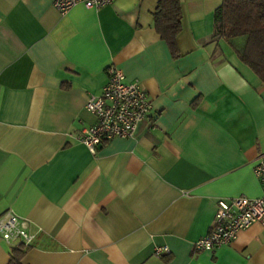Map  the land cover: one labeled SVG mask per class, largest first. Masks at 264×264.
Wrapping results in <instances>:
<instances>
[{"label":"crops","instance_id":"0c3cea01","mask_svg":"<svg viewBox=\"0 0 264 264\" xmlns=\"http://www.w3.org/2000/svg\"><path fill=\"white\" fill-rule=\"evenodd\" d=\"M53 1L0 0V216L32 235L22 264H264L260 223L195 247L218 199L262 194L264 83L213 35L222 0H180L175 52L154 28L157 0L66 13ZM110 65L152 109L92 153L77 136ZM11 247L0 237V264Z\"/></svg>","mask_w":264,"mask_h":264},{"label":"built area","instance_id":"2783aa9c","mask_svg":"<svg viewBox=\"0 0 264 264\" xmlns=\"http://www.w3.org/2000/svg\"><path fill=\"white\" fill-rule=\"evenodd\" d=\"M113 0H54L53 5L60 13H66L77 4L99 9ZM107 83L97 95H90L85 103L95 122L83 127L77 139L90 152L113 138L133 137L137 126L146 119L152 109L148 94L138 81L127 82L123 72L110 65L106 68ZM262 194L257 198L238 196L221 198L217 201L214 224L210 231L195 242L198 250L211 251L220 245L234 241L238 233L253 223L264 226V159H259L254 166ZM0 237L8 244L22 243L29 245L32 235L26 230L19 218L7 210L0 216ZM166 247L156 248L155 253L167 252Z\"/></svg>","mask_w":264,"mask_h":264},{"label":"trees","instance_id":"16d2710c","mask_svg":"<svg viewBox=\"0 0 264 264\" xmlns=\"http://www.w3.org/2000/svg\"><path fill=\"white\" fill-rule=\"evenodd\" d=\"M153 20L156 32L175 52L182 20L180 0H157ZM213 35L225 39L264 83V0H222L214 12ZM27 247L13 245L8 264H22Z\"/></svg>","mask_w":264,"mask_h":264}]
</instances>
